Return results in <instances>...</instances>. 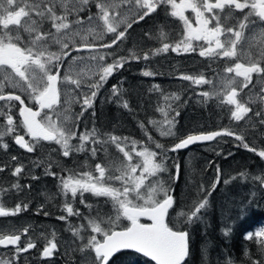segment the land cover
<instances>
[{
    "label": "snow or ice",
    "instance_id": "obj_1",
    "mask_svg": "<svg viewBox=\"0 0 264 264\" xmlns=\"http://www.w3.org/2000/svg\"><path fill=\"white\" fill-rule=\"evenodd\" d=\"M161 9L182 25L180 39L169 40L163 28L158 35L145 33L150 39L160 41L161 46L144 52L142 56L133 53L131 58L148 61L151 56L171 51L178 55L198 52L202 58L224 61L220 88L198 95L205 100L218 97L221 105L229 106L230 119L252 121L251 127L258 129V132L250 133L253 139L257 135L264 136V0H0V117L4 123L0 130V149L7 152L9 144L5 137H11L27 153L43 147L42 142H49L58 145L59 149L53 151H59L65 158L74 152H90L95 160L99 152H108L106 145L114 146L121 154L118 164L106 165L101 160L94 164V171L60 178L67 216H58V220L80 216L69 197L76 200L79 196V202L91 209L92 205L85 202V193L106 198L114 213L105 220L97 211V218H89L86 226L70 229L72 235L82 242L76 250L83 255V264H112L117 254L124 250L142 254L154 264H187L190 232L186 226L202 221L209 206L208 198L221 182L228 185L238 178H249L245 172H240L222 181V172L216 169L210 186L206 188L203 183H198L199 199H195L188 210L179 212L177 220L173 221L169 219V211L173 209L175 199L162 179V174L169 172L171 158L168 153L214 141L218 137H232L239 142L238 146L264 160V147L251 145L243 132L227 127L190 133L171 147L155 142V149L160 151L129 140L127 136L111 133L105 136L96 128L78 135L77 122L85 112L94 108L99 90L107 79L127 62V58L121 56L111 63H104L106 56L99 54V50L118 46L133 25L146 22ZM90 11L92 14H87ZM81 13L86 16L87 26ZM107 35L112 38L99 44L89 40L92 37V40L104 41ZM77 36L80 43L75 41ZM54 46H59V51L52 50ZM85 50L90 53L87 59L95 61V70H89L87 79L83 78V70L74 71L71 66L62 74L65 60L71 57L76 62L77 57L72 53ZM84 59L79 57L81 61ZM142 74L145 77L155 75L148 70ZM93 76L98 79L93 80ZM178 79L196 85L212 83L203 75L182 73ZM62 85L71 86V90L77 92L81 110L75 115L71 112L70 100L65 99L62 103ZM155 87L159 90L158 86ZM112 96L117 98L121 107L131 111L119 89L113 87ZM164 99L178 101L180 97L173 94ZM14 109L18 112V119ZM167 109L174 111L175 116L169 118V112L160 108L158 111L162 113L163 121L149 122L160 123L162 136H173L175 117L180 112L175 111L172 104H168ZM91 115L95 116V112ZM140 127L143 128L144 124L141 123ZM21 130L23 134H20ZM74 140L78 143L73 144ZM148 140L153 141V137L148 135ZM11 160L16 162L18 157L13 155ZM34 166L40 167L41 162ZM6 167H0V173H4ZM51 167L49 163L45 172L55 177ZM171 167L175 171L170 173L169 179L175 181L180 178L181 165L173 162ZM25 171L23 163L12 165L11 176L17 178V182L11 183V190L0 188V218L15 217L28 210L26 202L6 206V198H14L16 192L31 187L18 182ZM38 178L32 176L33 180ZM250 179L258 188L264 189V174L251 175ZM142 219L150 223H143ZM122 221L127 223L121 227ZM87 229L90 234L85 241L81 233ZM28 231L27 228L22 232L0 231V247L12 246L15 253L10 259H0V264H16L21 253L37 247L31 241L21 244L22 235L27 236ZM225 235H228L227 231ZM255 237L264 253V230L256 232ZM247 238L251 240L252 234ZM56 251L57 242L50 239L41 257L50 258ZM252 264L260 262L253 261Z\"/></svg>",
    "mask_w": 264,
    "mask_h": 264
},
{
    "label": "rangeland",
    "instance_id": "obj_2",
    "mask_svg": "<svg viewBox=\"0 0 264 264\" xmlns=\"http://www.w3.org/2000/svg\"><path fill=\"white\" fill-rule=\"evenodd\" d=\"M87 14L92 13L90 11ZM81 15L85 16L84 13ZM85 26H87L86 16ZM162 28L167 33L169 40L174 42L180 39L182 25L161 9L147 18L146 22L142 21L133 25V28L129 30L125 39L119 42L118 46H114L113 49L99 50V54L106 56L104 63H111L121 56L126 57L127 62L123 68L114 71L113 75L107 79V82L99 90L94 108L85 112L84 117L77 122L78 135L96 128L99 133L105 136L108 133L127 136L129 140L139 141L141 145L160 151L155 149V142L162 143L165 147H171L173 143L178 142L179 138L190 133L215 131L227 127L233 131L243 132L246 141L249 136L253 142L259 143L260 135H257L255 139L250 135L252 132H258V129L251 127L252 121L247 118L240 122L233 121L230 119L229 106L221 105L218 97L205 100L198 95L203 91L212 92L214 89L220 88V76L223 75V72L219 71V59H205L200 57L198 52L178 55L171 51L151 56L148 61L143 59L137 61L131 58L133 53L142 56L144 52L160 47V41L150 39L145 33L158 35ZM111 38V35H107L104 37V41L92 40V37L89 40L99 44ZM75 41L76 43L81 42L78 36ZM52 50L59 51V46H54ZM89 55L87 50L73 52L72 56L77 57V61L73 62L71 57L65 60L61 69L62 74L67 72L71 66L74 71L83 70V78L87 79L89 70H95L93 68L95 61L88 60ZM81 56L85 58L83 61L79 60ZM145 70L152 71L155 75L145 77L142 74ZM182 73L193 76L203 75L212 83L196 85L191 81H183L178 79ZM92 78L93 80L98 79L97 76ZM155 86H158L159 90ZM113 87L119 89L123 99L128 101L131 111L124 109L118 103L113 104L117 100L112 96ZM173 94L179 95L180 99L165 101V96ZM65 99L70 100L73 115L81 110L80 103H77L79 99L77 92L72 91L71 86L62 85V103ZM168 104H172L175 111L180 112V115L175 117L176 124L173 129L175 135L162 136L160 123H150L149 121H163L164 117L158 111L160 108H165L169 112V118L175 116L174 111L167 109ZM67 106L65 105V107ZM13 111L18 119L17 110ZM93 111L95 116L91 115ZM141 123L144 124L143 128L140 127ZM3 127V117H0V130ZM20 134H23L22 130ZM148 135L153 137V141L148 140ZM26 138L30 139L27 136ZM5 141L9 144V149L7 152L0 149V167L7 165L5 172L0 173V188L10 189L11 183L17 182V178L11 176V167L17 162L23 163L26 169L18 182L21 185H31V187H25L16 192L14 198H6L7 207L26 202L28 210L15 217L0 218V231L15 232L19 230L22 232L24 228H27L28 235H22L21 244L24 245L31 241L37 245L36 248L21 253L16 264H83V255L76 250V246L82 242L72 235L70 229L86 226L89 218H97V211L105 220L108 215L114 216V213L111 211V204L106 202V198L94 197L91 193H85V202L91 204L92 208L89 209L81 204L79 196L76 200H71L69 197V202L72 203L74 209L79 210L80 216L67 217L63 221L58 220V216H67L64 211L66 198L61 194L60 178L74 173L94 171V164L101 160L106 165L118 164L121 154L114 146L106 145L108 152H99L95 160L91 158L90 152H74L65 158L59 154V151H53V149H59V146L53 143L42 142L43 147H38L34 153H27L16 145L11 137H5ZM72 143L77 144L78 140H74ZM238 145L239 142L232 137H218L203 145L197 144L186 150L168 153L171 158L168 161L169 172L162 174V179L165 186L170 187L171 194L176 197L175 208L171 211L173 215L170 214L172 220L176 221L179 212L188 210L193 201L199 199L197 184L203 183L206 188L209 187L216 176V169L221 170L222 181L225 177L245 172L249 177L247 179L238 178L237 181L228 185L221 182L217 190L208 198L209 206L204 214L208 215L209 211L216 212L219 222L217 232H220L221 235L229 237L232 232L238 234V231L244 230V238L247 239L249 234H252L255 243L258 244L255 233L261 231L262 228H247L253 225L251 209L264 210V189L258 188L257 184L251 181L250 176L264 174V160ZM258 147L264 146L259 145ZM252 154L256 157V166L250 174L247 167L253 161ZM13 155L18 157V161L11 160ZM37 162H41L40 167L34 166ZM173 162L181 165L180 178L175 181L169 179L170 173L175 171L171 167ZM49 163L52 165L51 170L56 173L55 177L49 176L45 172ZM32 176L39 178L33 180ZM45 212L48 215H44ZM126 223L127 221H122L121 227ZM226 231L228 235H225ZM81 234L86 241L90 229ZM50 239H55L58 251L50 258H42L41 252ZM201 242L198 245L199 255L196 264H236L238 258H245L249 253L248 249H242L240 252L232 249L233 251L229 255L225 248L214 244L209 238ZM229 242L231 244V240ZM70 244L71 247H69ZM258 246L260 247V245ZM133 253L129 256L133 261L132 264H154L152 261L145 262L148 259L141 255L143 260H139ZM14 254L12 247H0V259H10ZM238 254H242L243 257H239ZM114 262L112 264H119L121 260Z\"/></svg>",
    "mask_w": 264,
    "mask_h": 264
},
{
    "label": "trees",
    "instance_id": "obj_3",
    "mask_svg": "<svg viewBox=\"0 0 264 264\" xmlns=\"http://www.w3.org/2000/svg\"><path fill=\"white\" fill-rule=\"evenodd\" d=\"M113 104H117V102ZM172 195L175 197L174 194ZM251 210L252 211L250 213L252 215L253 225L251 222L250 224L252 226L247 229H251L253 227H260L262 228V230H264V210H258V208H255V210L253 209ZM169 219L172 220L171 217ZM143 221L148 222L147 220L144 219ZM218 224L219 222L217 220L216 212L209 211L208 215H206V213L204 214L201 222L196 223L192 227L186 226L187 230L190 232V256L187 261V264H196L199 255L198 245L199 243H202L201 241L205 240L206 238H209L211 242L218 245L219 247L225 248V250L229 255H231L230 253H232L233 250H238L240 252L242 251V249H248L249 250V253L247 254L248 256L246 255L245 258H238L236 264H252L253 261H259L260 264H263L264 253L261 252L260 247L258 246L259 244L255 243L254 237L251 240H249L248 238L247 239L244 238L243 236L244 230L238 231V234L232 232L229 234V237L223 236L221 235L220 232H217ZM229 240H231V244ZM132 253L133 252L126 251L117 254V256L114 258L115 261L114 263H116L117 260H119V262L121 260V263L119 264H132L133 261L129 257ZM133 254H135V256L139 260H143L139 254L136 253ZM238 256L243 257L242 254H238ZM145 262L149 263L150 260L149 259L145 260Z\"/></svg>",
    "mask_w": 264,
    "mask_h": 264
},
{
    "label": "flooded vegetation",
    "instance_id": "obj_4",
    "mask_svg": "<svg viewBox=\"0 0 264 264\" xmlns=\"http://www.w3.org/2000/svg\"><path fill=\"white\" fill-rule=\"evenodd\" d=\"M246 34H247V33H246ZM224 64H225V62L222 61V60H220V62L218 63L219 71H220V72H222V68H223ZM254 80H255V78H254ZM247 91H248V90L245 89V92H247ZM241 96L243 97V93L241 94ZM244 98L246 99V97H244ZM26 102L30 104L29 101L26 100ZM30 106H31V104H30ZM253 107H255V106H253ZM15 110H16V109H15ZM247 141L250 142L251 145H255V146H257V147H258L259 145L264 146V137H263V136H261V138H260V142H259V143H255V142H253L249 136H248V138H247ZM252 157H253V161H252L251 165H250L249 167H247V171H249L250 174L252 173L253 168L256 166V164H255V163H256V157H255V155H253V154H252ZM21 240H22V239H21Z\"/></svg>",
    "mask_w": 264,
    "mask_h": 264
},
{
    "label": "water",
    "instance_id": "obj_5",
    "mask_svg": "<svg viewBox=\"0 0 264 264\" xmlns=\"http://www.w3.org/2000/svg\"><path fill=\"white\" fill-rule=\"evenodd\" d=\"M26 138V137H25ZM27 139V138H26ZM210 142H212V141H210ZM203 143H207V142H203ZM197 144H202V143H197ZM197 144H194V145H197ZM194 145H190L189 147H191V146H194ZM188 147V148H189ZM184 150V149H183ZM174 199H175V197H174ZM175 205H176V200H175V203H174V207H175ZM174 207H173V209H174ZM173 209H170V211H169V216H170V214H171V211L173 210ZM143 223H150L149 221L148 222H143ZM9 247H12V246H9ZM126 251H128V252H134V251H132V250H124V251H122V252H126ZM135 253V252H134ZM137 254H139V253H137ZM139 255H141V256H143L142 254H139ZM144 257V256H143ZM145 258H147V259H149L150 260V258H148V257H145ZM189 259V258H188ZM151 261V260H150ZM153 262V261H152ZM154 263V262H153Z\"/></svg>",
    "mask_w": 264,
    "mask_h": 264
},
{
    "label": "bare ground",
    "instance_id": "obj_6",
    "mask_svg": "<svg viewBox=\"0 0 264 264\" xmlns=\"http://www.w3.org/2000/svg\"><path fill=\"white\" fill-rule=\"evenodd\" d=\"M203 144H206V143H202V144H199V145H203ZM195 146V145H194ZM194 146H191V147H194ZM191 147H189V148H191ZM189 148H187V149H189ZM184 150H186V149H184ZM262 210V209H261Z\"/></svg>",
    "mask_w": 264,
    "mask_h": 264
}]
</instances>
